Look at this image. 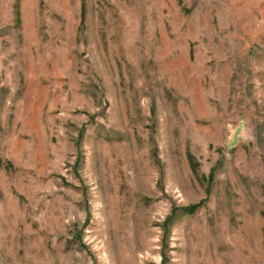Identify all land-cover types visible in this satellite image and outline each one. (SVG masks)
I'll list each match as a JSON object with an SVG mask.
<instances>
[{"label": "rangeland", "instance_id": "rangeland-1", "mask_svg": "<svg viewBox=\"0 0 264 264\" xmlns=\"http://www.w3.org/2000/svg\"><path fill=\"white\" fill-rule=\"evenodd\" d=\"M0 264H264V0H0Z\"/></svg>", "mask_w": 264, "mask_h": 264}, {"label": "trees", "instance_id": "trees-1", "mask_svg": "<svg viewBox=\"0 0 264 264\" xmlns=\"http://www.w3.org/2000/svg\"><path fill=\"white\" fill-rule=\"evenodd\" d=\"M190 160H191V159H190ZM212 178H213V174H212V173H209L206 179H207V181L210 182ZM193 209H194L193 207H192V208L190 207V208L185 209V210H183V211H181V212H182V214H187V213H188V214H189V213L191 214V212H192Z\"/></svg>", "mask_w": 264, "mask_h": 264}]
</instances>
